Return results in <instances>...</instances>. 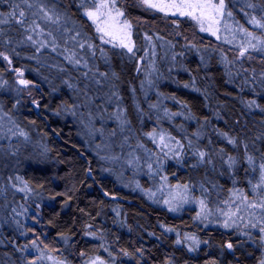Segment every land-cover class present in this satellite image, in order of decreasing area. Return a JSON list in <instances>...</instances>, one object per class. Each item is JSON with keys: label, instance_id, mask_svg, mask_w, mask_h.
<instances>
[{"label": "trees", "instance_id": "obj_1", "mask_svg": "<svg viewBox=\"0 0 264 264\" xmlns=\"http://www.w3.org/2000/svg\"><path fill=\"white\" fill-rule=\"evenodd\" d=\"M55 2L76 27H88L84 16L87 8L81 6V0ZM128 2L125 0V7H116L125 12L129 22L141 19L150 23V27H135L130 23L135 54L109 52L108 70L101 64L98 67L100 73L106 74L103 88L114 90L113 98L120 103L118 107L131 122L135 135L160 158L161 167L153 169L155 178L164 185L165 196H170L171 201L184 196L188 204L196 205L174 213L153 196L150 182L140 180L139 188L127 189L103 175L99 160L84 150L77 120L62 116L61 109L70 103L64 92L60 91L58 97H49L43 91V99L34 106L26 102L28 97L12 100L0 92L2 113L27 134L31 143L42 142L47 149L46 161L41 166L30 167L21 174L34 198L25 199L26 204L20 205L22 218L15 223L9 217L7 221L8 215H5V222L0 226V264H19L25 251L18 249L29 246L33 240L43 254L54 259V264L56 261L62 264H92L93 261L96 264L99 261L104 264H212L213 261L215 264H259L264 259V248L239 234L245 230L242 225L223 228L219 213L225 212L222 204L235 206L239 202L235 193H252L253 185L259 180L258 167L264 162L261 159L264 112L260 110L264 108V84L258 83L260 78L256 74L251 81L245 79L248 74L244 73L240 78L234 77L232 72L238 69L228 67L222 52L209 51V45L199 48L170 38L168 45L175 56L176 69L167 73L159 71L156 90H150L148 98V103L161 98V108L172 118L174 126H178V129L166 128L169 124L164 122V114L156 115L155 109H144L140 103L138 85L142 72L135 61L143 50L146 36L165 41L169 36L162 29L180 26L183 30L189 29L194 22L189 18L169 22ZM249 3L254 7H247ZM225 4L227 11L232 12L230 19L236 27L247 28L251 16L258 20L264 17V0H225ZM9 9L7 3L0 4V13L7 14ZM7 37L4 40L10 43L2 42L9 59L16 68L23 67L27 79L34 82L30 72L37 69L35 52L31 46L20 43L14 30ZM224 46L231 51L238 50L231 45ZM248 54L254 59L259 57L252 51ZM0 82H12L11 73L1 62ZM253 100L256 104L249 107L248 102ZM229 139L236 143L230 144ZM156 144L163 149L159 151ZM200 151L206 154L204 162L200 160ZM229 156L237 161L231 168ZM248 156L254 157L256 170L247 163ZM141 190L148 194H141ZM201 200L213 212L209 220L203 219L208 211L197 209ZM198 213L202 215L198 217ZM241 215L248 219L246 212ZM169 228L173 231H166ZM251 231L258 240V230ZM186 236L195 237L200 243L195 245ZM178 238L180 244H176ZM228 243L233 244V249L226 247ZM189 247L194 250L189 251Z\"/></svg>", "mask_w": 264, "mask_h": 264}, {"label": "rangeland", "instance_id": "obj_2", "mask_svg": "<svg viewBox=\"0 0 264 264\" xmlns=\"http://www.w3.org/2000/svg\"><path fill=\"white\" fill-rule=\"evenodd\" d=\"M96 2H99V0H96ZM124 2L125 0H115V5L125 7L127 5H124ZM129 2H131L133 7L150 10L166 18L169 22H171V19H191L190 17L179 16L178 14L172 15L171 12L175 11L174 9L168 10L166 14L156 9L147 8L142 3V0H129ZM91 5L92 0H88L84 6H86L87 10H93ZM122 12L125 13L124 11ZM113 15H115V12H113ZM84 16L88 20V27L79 28L67 20V24L63 25L60 31L54 32L55 50L52 47V38L46 36L37 38L38 40H44L48 44V47L41 48L40 51L36 50L39 46L38 44L32 45L31 42L24 43L27 46H31V49L35 52L37 69H32L33 71L31 72L28 70L34 77V82H30L27 79V73L23 67L16 68L10 59L4 60L0 56V62L12 75V82L10 84L0 82V92L4 97H9L12 100H20L28 97L26 102L32 106L43 99V91L49 97H58L60 91L64 92L65 99L69 100L70 103L67 108L61 109L62 116L77 120V127L84 150L91 157L99 160L100 170L103 175L114 180L118 187L122 186L127 189L129 187L139 188L140 180L150 182L149 187L153 192V196L161 202H164V205L175 207L176 210L173 211L174 213L181 212L187 206L193 208V205H196V203H191L192 205L190 203L188 204L187 202H183L180 197L171 201L170 196H165L164 185L154 176V169L161 167L160 165L162 163L160 158L156 156L157 154H154L153 150L148 149L135 135L131 122L124 117L122 110L118 107L120 103L113 98L112 93L114 90L111 87L107 90L106 86L103 88L102 81L106 80V75H100L99 64L105 66L108 70L106 57L109 52L113 54L125 53L126 55L132 53H128L127 49L119 47L118 39H113L110 36L104 35V39L108 40L109 43H102L101 36L103 33L97 32L96 28L97 26L101 28L106 27L104 20L107 17H102L96 23H93L86 15ZM125 20H127L125 14L119 17L121 24ZM192 21L194 24L189 29L186 28L183 30L181 28L182 26L180 28L162 29L163 34L169 36L165 41H162L157 36L151 38V40L146 39L143 50L135 61L140 66L142 72V80L138 85L141 96L140 103L145 106H142L144 109L151 111L155 109L153 113L156 115L163 116L164 114V119L166 120H163L169 124L166 128H174L175 126L172 118H168V114L161 108L163 100L156 97L154 101L148 103V98L151 92L150 90H156L155 88L160 76L159 71L164 70L162 73H167L173 72L176 69V65L174 64L175 56L168 45L170 38L180 44L183 42L195 44L194 46H198L199 48L202 45H209V51L219 50L222 52V56L227 62L226 65H229L228 67L238 69V72H232L234 77L240 78L244 73L248 74L245 79L251 81L254 80V75L256 74V77L260 78L258 83L261 82L264 84V81L261 80V72L264 71V53L255 52L259 54L258 59H249V54L245 57L237 58L240 46L246 37L243 33L239 32V27L233 24L230 17H224L222 18V23L213 25L214 28L219 29L217 32L219 39H217V35H212L208 31H200V24L195 20ZM129 23L135 27H150V23L141 19L130 21ZM4 26L0 25V28L4 32V35L0 37V52L8 56L2 40L9 39L7 35L13 30L20 40L23 37L18 26L14 24ZM204 27L207 28L208 24L205 23ZM248 27L246 29L253 32L255 36L264 38V29L256 28L252 24H249ZM87 29L89 32H86ZM109 30L112 31L113 29ZM77 32L80 35L75 40L71 39L72 36H76ZM116 32L117 37H119L121 34L118 30ZM226 41H232V43ZM88 43L94 45V48L88 49L85 47L81 49L79 47L80 44ZM224 45H231L238 50L231 51L229 47H225ZM203 48L207 49V46ZM100 49H103L106 55H103ZM93 51H95V56L92 55ZM73 53H76V56L73 57L72 61H69L66 57L71 56ZM77 58H82L80 65L74 63ZM84 61L88 62V68L83 67ZM20 73H23V75H20ZM85 73H87V76H85ZM21 79L29 81V84H20L19 81ZM103 89H105L104 92ZM155 93L158 96V93ZM13 108L15 109V105ZM176 128L178 129V126ZM9 129L12 131H9ZM19 131L20 129L14 124L12 119L3 114L0 109V136L3 137V139H0V226L2 221L3 223L5 222V215H8L7 221L9 217L14 223L16 219L19 220L22 218V204H26L24 202L25 199L28 201V198L34 197L32 192H20L16 190L17 188L24 187L21 174L30 167L41 166L46 161L47 149L45 144L42 142L31 143L28 136L25 138V136L19 135ZM145 137L147 139L150 138L148 135H145ZM156 146L159 148V151L163 149V146L157 144ZM149 165H151V168H149ZM10 177L11 181L9 180ZM17 177H20V179L17 180ZM139 192L141 194H148L147 192L144 193L143 190ZM148 192L151 193L150 191ZM165 200L170 201L171 204H166ZM222 206H224L225 212L236 210V207L231 204L229 206L222 204ZM14 208L20 215H16L13 212ZM199 208L201 209L200 204L197 205V209ZM204 210L211 213V215L213 214L206 207H204ZM211 215H209L208 220ZM219 217L221 222L226 219L221 213H219ZM20 244L22 245V243ZM29 247L28 251H25L23 259L19 261V264H28L25 263L29 261L24 259L25 256L26 259L32 258L36 260V264H42L47 261H51L50 263L54 264L52 262L54 259H49V256L43 254V251L41 252L37 246L32 247V244H30ZM42 254L43 259H40L39 257Z\"/></svg>", "mask_w": 264, "mask_h": 264}, {"label": "snow or ice", "instance_id": "obj_3", "mask_svg": "<svg viewBox=\"0 0 264 264\" xmlns=\"http://www.w3.org/2000/svg\"><path fill=\"white\" fill-rule=\"evenodd\" d=\"M87 2L88 0H81V6H84ZM4 3H7L10 6L11 10L8 11L7 14L0 13V25L14 24L18 26L23 37L20 41L21 44L25 42H31L32 45L38 44L39 46L36 50L40 51L41 48L48 47V44L45 43L44 40H38L37 38L40 36H46L52 38L53 50L56 49L54 32L60 31L62 29V26L67 24V17L66 14L61 13L60 10L56 7L55 0H0V4ZM142 3L147 8L156 9L158 11L165 12L166 14L168 10L174 9L175 11L171 12L172 15L178 14L179 16L190 17L192 20H195L200 24V31H208L212 35H217V32L219 31V29L214 28L213 25L222 23V18L224 17H232V12L227 11L226 9L225 0H218V2H216V0H142ZM91 7L93 10H86L84 14L90 20H92L93 23H96L102 17H107V19L104 20L106 27L101 28L97 26L96 28L97 32L103 33V35L101 36L102 43H109L108 40L104 39V35L110 36L113 39H118L119 47L127 49L128 53H132L134 55V44L132 41L131 33L132 25L127 20L123 21L122 24L120 23L119 17H122L124 13L116 7L115 0H99V2H96V0H92ZM247 7L252 8L254 7V5L249 3ZM113 12H115V15H113ZM109 21H111V23H109ZM205 23L208 24L207 28L204 27ZM248 23L252 24L256 28L264 29V17H261L258 20L256 16H251L248 20ZM225 27L227 28L226 24ZM109 29L113 30L110 31ZM65 30L71 31L69 29ZM116 30H118L121 34L119 37H117ZM239 32L243 33L246 39H244L242 45L240 46L239 55L237 58L245 57L249 53L250 49L254 52L264 53V38L255 36L253 32L244 28L242 25L239 26ZM3 35V29L0 28V37H2ZM79 35L80 33L77 32L76 36H72L71 39L75 40ZM145 38L151 40V37L149 36H146ZM217 39H219L218 35ZM253 41H255V43H253ZM4 42L10 43V41ZM226 42L232 43V41ZM79 47L81 49L85 47H87L88 49H93L94 45L90 43L80 44ZM100 51L103 55H106L103 49H100ZM92 55L95 56V51L92 52ZM0 56H2L4 60H9V57L7 55H4V53L2 52H0ZM74 56H76V53H73L71 56H68L66 58L69 59V61H72ZM248 58L252 59L253 57L249 55ZM81 59L82 58L75 59L74 63L76 65H80ZM83 67H89L87 61H84ZM20 75H23V73H20ZM100 75L104 76L106 74L100 73ZM113 75H115V73H113ZM85 76H87V73H85ZM261 80L264 81V71L261 72ZM19 83L22 85H28L29 81L21 79ZM97 83H99V81H97ZM185 87H187V85H185ZM254 104H256V101L254 100L248 102L249 107ZM260 110L264 112V108H261ZM9 131L12 130L9 129ZM19 135L25 136V138H27V134L23 130L19 131ZM0 139H3V137L0 136ZM163 139V136H161V140ZM257 139H260V137H257ZM228 142L230 144L236 143L234 139H229ZM177 143L179 142L177 141ZM181 147L183 146L181 145ZM205 155V152H199L201 162H204ZM261 159L262 161H264V153H261ZM208 162L211 163V161ZM228 163L229 167L231 168L237 163V161L234 157L229 156ZM247 163L250 167L256 170L253 156L247 157ZM149 168H151V165H149ZM245 171L247 173L248 170L245 169ZM258 172L259 180L257 184L253 185L252 193L248 195L244 194L243 192L234 194L238 197L239 201L238 203H235L236 211L230 210L228 212H223L222 215L226 217V219L223 220L221 226L225 229H231L234 227L239 228L242 225L245 230L240 231L239 234L246 236L250 241L257 243L258 247L264 248V162H261L259 164ZM16 179L19 180L20 177H17ZM9 180L11 181V177L9 178ZM249 183H251V181H249ZM184 187L186 189L187 185H185ZM16 190L20 192H28L29 187L27 184H24V187L17 188ZM250 195L251 199L249 198ZM180 199L183 202H188L187 197L181 196ZM165 203L171 204V202L168 200H165ZM226 203L228 202L226 201ZM200 205L201 208L204 209V200L200 201ZM169 210L175 211L176 208L170 206ZM13 212L16 213V215H20V213L17 212L15 208L13 209ZM245 212L248 215L247 220H245V217L241 215V213ZM201 215V213L197 214L198 217H200ZM209 215H211V213L204 214L203 219H208ZM252 229L258 230V240L256 236L253 235L251 231ZM166 231H173V229L169 228L166 229ZM24 234L25 233H21V235ZM185 239L192 240L193 244L195 245H198L200 243L198 240H196L195 237L192 236H186ZM36 243L37 241L33 240L31 242L32 247H35ZM180 243L181 240L178 238L176 240V244ZM204 243H207V241H205ZM226 247L231 250L233 249V244L228 243ZM28 248L29 246L26 244L22 249L18 250L28 251ZM193 250L194 249L192 247H189V251ZM125 255H128V253L126 252ZM39 258L43 259V254ZM49 259L52 258L49 257ZM28 264H36V260H29ZM55 264H62V262L56 261ZM92 264H96V261H93ZM99 264H104V262L99 261ZM212 264H215V262L213 261ZM259 264H264V259H261L259 261Z\"/></svg>", "mask_w": 264, "mask_h": 264}]
</instances>
